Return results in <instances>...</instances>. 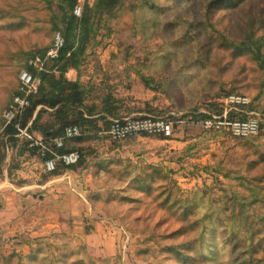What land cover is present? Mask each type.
<instances>
[{"label": "rangeland", "instance_id": "rangeland-1", "mask_svg": "<svg viewBox=\"0 0 264 264\" xmlns=\"http://www.w3.org/2000/svg\"><path fill=\"white\" fill-rule=\"evenodd\" d=\"M212 1L122 0L98 19L87 61L69 77H80L89 88L86 102L97 111L113 94L123 99V118L162 117L172 122V135L114 140L106 131L122 117L102 112L98 128L80 143L84 158L72 181L60 184L70 191L58 193L67 211L35 221L41 235L23 239L26 253L22 247L0 264H24L30 250L39 256L31 264H264V71L241 45L251 34L264 38V0ZM57 3L0 0L1 173L6 166L29 170L31 157L40 158L17 132L2 131L20 72L54 39ZM94 3L80 0L78 16ZM230 92L253 100L247 111L260 121L256 136L239 140L203 128L201 118L221 113ZM39 106L30 105L26 126ZM33 170L42 180L52 177ZM139 176H150L151 192L139 187ZM55 220L57 229L47 227ZM204 224L216 232L215 260L199 249ZM183 242L193 252L183 250L181 260L169 248Z\"/></svg>", "mask_w": 264, "mask_h": 264}, {"label": "trees", "instance_id": "trees-1", "mask_svg": "<svg viewBox=\"0 0 264 264\" xmlns=\"http://www.w3.org/2000/svg\"><path fill=\"white\" fill-rule=\"evenodd\" d=\"M79 1L80 0H58V14L55 15L57 22L54 28L64 34L65 45L61 50L60 56L56 59L49 60L46 64V70L40 71L38 73L41 79L38 91L30 96L31 106L43 105L45 107L53 109L52 111L40 110L38 112L30 126L31 132L41 134V136H43V138H45L46 140H53L64 135L66 128L69 126L76 125L82 130V135L74 138H67L64 142V146L58 148V151L61 153L74 150L78 151L80 153L79 161L73 165H64L62 163H58L57 168L54 171L49 172L52 175H59L62 173V171L65 170L74 171L75 168H77V165L82 163L84 154L82 153L83 148L80 147V143L83 142V140H85V138L88 136V130L98 128L99 120L104 119L103 116H100L102 112H107V114H111L117 117L123 116V111L121 112L122 108H120V105L123 104V99L117 98L113 94H108L106 98H103L99 102L104 103L103 108L100 111H97L98 106H96V104L92 106H89L87 104L86 100L88 99L89 88L81 82L80 77H78L76 80H71L67 75L71 69H75L76 71H80L82 69L88 58L89 47L94 41L96 32L98 30V19L103 15L112 13L117 6H120L122 4V0H95V3L93 5L87 4L85 6L81 16H78L74 13L75 7L79 3ZM222 1L223 0H213L211 2V6L219 5ZM263 41V36L255 38V36L251 34L246 37V40L241 45H243L246 50H248L257 58L260 63V67L264 71V54L262 52ZM52 43L50 44V46L52 45ZM49 47H47L44 51L40 50L39 53L32 54L31 58L36 55H44ZM25 69L36 72L34 67L30 65L29 62H26ZM18 80L19 88L16 94L20 92L21 86L20 78ZM231 93L245 94L242 92H230L225 96ZM222 105L224 106V104ZM250 106L254 108L253 100H251L248 107ZM74 107H79L81 109L80 111H76ZM29 109L30 107L26 108L24 114L21 117L17 116L11 123L5 125L2 131V135L6 136L18 132L16 123L20 122L21 120L22 122L20 124H22L23 127L26 126L25 121ZM46 114L51 116L52 120L50 122L43 121L44 115ZM206 117L207 116L202 117V121ZM4 124H6L5 117ZM207 132L215 134H225L224 132L218 131ZM149 136L167 138L170 137L164 136L162 134ZM254 136L246 138H232L245 140ZM28 147L32 149L33 152H37V154L40 156V160L45 159L43 156H41L37 148L30 147L29 145ZM4 159L5 156L0 158V164H2V161ZM148 167L153 169L156 168L154 165H149ZM149 177L150 176H139L140 180L138 179L140 184L139 187H141L143 190H146L147 192H151V190L153 189L150 182L148 181ZM164 203H166L167 205L169 203V205H171L167 197L164 199ZM173 205H176V203H174ZM183 207L180 208L185 209V211H183V215L186 217L188 216L190 211L187 209V207ZM203 228L204 229L200 237L198 238L201 255L204 259L215 260V258L219 257L218 249L220 248L213 244L212 237L214 236V233L216 234V232L212 233L211 228H209L207 224H204ZM232 240L233 238L228 241L224 238L222 241H227L225 242V244L229 245L232 243ZM191 245L192 244L190 242H183L182 244H180V246H176L175 248L173 246L169 249L175 251L176 256L179 259L183 260L185 257L183 252L185 250L188 253L193 252V248ZM237 246L238 242H234L232 248L234 249ZM16 254L17 253H15V255ZM25 255L26 256L21 257L23 259H27L26 263L24 264H31L35 260H38L39 257L38 253L36 251L33 252L32 250H30L29 254Z\"/></svg>", "mask_w": 264, "mask_h": 264}, {"label": "built area", "instance_id": "built-area-1", "mask_svg": "<svg viewBox=\"0 0 264 264\" xmlns=\"http://www.w3.org/2000/svg\"><path fill=\"white\" fill-rule=\"evenodd\" d=\"M75 14L80 15L81 6L75 7ZM65 45V37L61 31L54 34L52 45L47 49L44 55L32 57L29 64L36 71L22 70L19 74L21 81L20 92L15 94L13 102L5 112L6 124L11 123L17 116H22L25 109L30 107V96L38 91L41 79L38 75L40 71L46 70V64L51 59L60 56L61 50ZM224 110L218 114L208 115L203 121L202 126L207 131L224 132L231 137L246 138L257 135L260 132V121L252 117L248 106L251 102L249 96L245 94L231 93L222 99ZM243 114L250 115L242 117ZM30 126H20L16 123L18 137L26 140L28 145L37 148L45 159L42 160L44 169L52 172L57 168L58 163L64 165L76 164L80 159V153L76 150L68 152H59L58 148L64 146L67 138H74L82 135L80 127L74 125L66 128L64 135L53 140H46L39 133L30 131ZM173 124L171 121L162 117L152 115L139 117H122L114 119L106 133L114 140H124L134 136L159 135L171 136Z\"/></svg>", "mask_w": 264, "mask_h": 264}, {"label": "crops", "instance_id": "crops-1", "mask_svg": "<svg viewBox=\"0 0 264 264\" xmlns=\"http://www.w3.org/2000/svg\"><path fill=\"white\" fill-rule=\"evenodd\" d=\"M69 78L76 80L78 77ZM43 109L48 108L40 105L36 110V115ZM31 159L33 165L29 170L9 169L6 166L3 172H0V262H4L6 256L15 250L20 251L22 247L26 253L24 247L26 244L23 245L24 242L21 243V241L41 235L40 232L44 230V228L39 229L33 225L35 221L41 223L42 219L57 214L59 210L67 211L66 206L62 204L64 196L58 193L65 191L60 184L67 182L66 179L72 181V170H65L59 175H52L42 180L38 178L39 172L33 170L34 167L44 169L42 160L36 159L35 156ZM8 163L10 164V161ZM47 227H57L56 220Z\"/></svg>", "mask_w": 264, "mask_h": 264}]
</instances>
